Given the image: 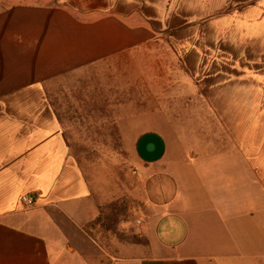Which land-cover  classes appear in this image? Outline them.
I'll return each mask as SVG.
<instances>
[{"label": "crops", "instance_id": "obj_1", "mask_svg": "<svg viewBox=\"0 0 264 264\" xmlns=\"http://www.w3.org/2000/svg\"><path fill=\"white\" fill-rule=\"evenodd\" d=\"M152 43L166 47V62H147L164 68L166 99L186 98L192 77L236 91L194 150L161 122L141 127L137 240L104 255L46 77ZM0 264H264V0H0Z\"/></svg>", "mask_w": 264, "mask_h": 264}, {"label": "rangeland", "instance_id": "obj_2", "mask_svg": "<svg viewBox=\"0 0 264 264\" xmlns=\"http://www.w3.org/2000/svg\"><path fill=\"white\" fill-rule=\"evenodd\" d=\"M134 62L139 64L131 66ZM147 62H166V47L152 43L113 64L96 63L62 76L49 71L46 77L45 90L62 114L64 133L99 202L101 221L96 218L86 232L93 240L89 243L104 255L115 253L122 242L137 240L141 204L134 188L133 142L141 127L161 122L172 140H186L194 150L214 130L226 92L236 91L233 86L212 87L215 77L202 83L192 77L186 98L181 91V98L166 99L164 68ZM36 63L37 70L41 62ZM166 105L176 114H160Z\"/></svg>", "mask_w": 264, "mask_h": 264}, {"label": "built area", "instance_id": "obj_3", "mask_svg": "<svg viewBox=\"0 0 264 264\" xmlns=\"http://www.w3.org/2000/svg\"><path fill=\"white\" fill-rule=\"evenodd\" d=\"M21 200L24 203V205L27 206V207L34 206L35 202H36L34 196L33 195H29V194L23 195ZM138 223H140V221H138Z\"/></svg>", "mask_w": 264, "mask_h": 264}, {"label": "trees", "instance_id": "obj_4", "mask_svg": "<svg viewBox=\"0 0 264 264\" xmlns=\"http://www.w3.org/2000/svg\"><path fill=\"white\" fill-rule=\"evenodd\" d=\"M97 222L101 221V216H98L96 219Z\"/></svg>", "mask_w": 264, "mask_h": 264}]
</instances>
